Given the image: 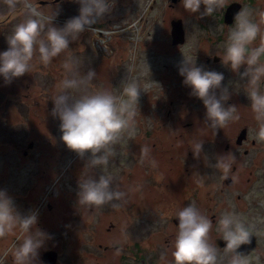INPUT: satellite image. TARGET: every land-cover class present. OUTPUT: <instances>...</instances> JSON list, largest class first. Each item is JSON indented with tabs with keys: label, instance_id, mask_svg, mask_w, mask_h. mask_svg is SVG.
Here are the masks:
<instances>
[{
	"label": "rangeland",
	"instance_id": "obj_1",
	"mask_svg": "<svg viewBox=\"0 0 264 264\" xmlns=\"http://www.w3.org/2000/svg\"><path fill=\"white\" fill-rule=\"evenodd\" d=\"M110 1L114 3L107 10L108 15H103V25L115 29L112 36L95 32L91 24L76 39L69 40L68 48L76 59L77 72L83 74L91 68L95 73L87 91L109 88L118 94L128 78H135L140 84L134 122L122 131L110 163L103 169L87 168L93 178L98 171L110 175L126 194L123 202L118 207H113L111 201L88 207L78 203L77 181L85 171L88 152L78 155L64 145L59 138V119L50 111L55 86L64 74L61 60L68 50L53 57L46 66L33 61L29 72L7 83L0 80V170L12 171L7 175L3 172L10 180L6 179L0 188L21 213L35 210L36 222H42L46 233L44 239L62 238L65 252L71 248L76 252L80 240L110 241L124 247L127 234L131 233L128 226L137 225L149 213L142 203L151 197L145 194L142 200L136 198L140 179L141 188L147 192L157 187L146 183L148 174L158 177L155 191L164 187L165 174L172 185L176 182L183 186L184 177H189L188 184L195 186L196 195L188 194L187 202H193L209 218L217 219L222 210H232L256 228L264 240V181L249 187L239 184L226 188L224 178L230 176L231 167L225 173L214 164L217 156L229 153L227 145L235 146L234 140L242 128H246L250 138L256 137L255 121L238 73L220 62L204 61L222 50L224 32L229 27L221 21L222 12L231 0H220V7L207 15L201 14L203 4L195 12H188L181 0H108V5ZM257 2L258 9L264 8L260 0ZM174 18H180L188 32L183 49L169 48L170 20ZM219 33L221 37L217 39ZM182 55H191L196 64L223 73L220 87H227L228 99L222 103L237 105V119L214 128L209 126L201 100L189 94V87L177 72ZM214 91L219 95L220 88ZM155 117H159V124L154 122ZM192 137L202 141L197 155L188 145ZM28 141H32L30 148L26 146ZM258 141L263 155L259 169L264 170V140ZM151 142L156 143L158 154L150 152L148 146L145 156L142 148ZM25 147L31 155L29 160L22 159L21 149ZM243 154L241 149L232 153L234 160H243ZM136 158L142 160L141 164ZM153 159L155 166L150 162ZM241 173L244 180L246 174ZM197 179L201 182L197 183ZM240 186L244 189L241 200L230 198L231 193L235 196L242 192ZM176 191L182 194L189 189ZM46 203L50 205L46 207Z\"/></svg>",
	"mask_w": 264,
	"mask_h": 264
},
{
	"label": "clouds",
	"instance_id": "obj_2",
	"mask_svg": "<svg viewBox=\"0 0 264 264\" xmlns=\"http://www.w3.org/2000/svg\"><path fill=\"white\" fill-rule=\"evenodd\" d=\"M77 2V14L67 18L62 26L50 23L52 14L44 17L31 12L14 25L6 38L7 47L0 50V80L7 83L13 77L29 72L33 61L46 66L53 57L68 50L61 60L64 74L55 86L50 111L59 119V138L64 145L78 155H83L85 150L88 152L85 171L77 181L78 203L88 207L111 201L113 207H118L126 196L125 192L110 175L98 171L93 178L87 174V168L108 166L122 131L134 122L136 98L141 87L135 78H128L118 94L109 88L86 90L95 73L91 68L83 74L75 70L76 59L68 44L108 10V0ZM181 4L188 12H195L203 4L201 14L207 15L220 7V0H181ZM45 19L47 23H44ZM215 55L222 65L238 73L255 121L254 135L264 140V8L253 13L244 6L237 11L225 33L222 50ZM182 57L177 72L182 76V83L189 87V94L201 100L209 126L214 128L237 119V105L224 106L222 103L228 99L227 87H220L223 73L196 64L191 55ZM217 88H220L219 95L214 91ZM201 144V138L190 139L188 145L193 155L201 152ZM142 152H148L147 145L143 146ZM233 160V155L226 153L217 156L214 164L227 173ZM150 162L155 166L154 159ZM200 182L197 179V183ZM174 216L171 264H217V246L208 239L212 225L210 218L193 202L177 208ZM36 220L35 210L21 213L12 198L0 188V237L17 234L10 252L12 264H32L36 250L46 236L43 230L34 227ZM215 223L218 237L224 241L222 248L230 251L226 264H248L247 256L234 250L248 241L252 226L232 210H222Z\"/></svg>",
	"mask_w": 264,
	"mask_h": 264
},
{
	"label": "flooded vegetation",
	"instance_id": "obj_3",
	"mask_svg": "<svg viewBox=\"0 0 264 264\" xmlns=\"http://www.w3.org/2000/svg\"><path fill=\"white\" fill-rule=\"evenodd\" d=\"M232 2H238L240 4L239 10L244 6H247L252 11L254 10L256 12L259 8L257 5V0H231L225 5V8ZM113 3L114 2L110 1L108 9L112 8ZM261 3L264 4V1ZM171 5L172 4L169 6ZM255 6H257V9H253ZM78 7L79 4L77 0H0V50H3L7 47L6 38L13 29L14 25L22 21L26 15L30 14V12L40 13L44 17L52 14L50 23L53 25L57 24L59 27L63 25L66 18L71 17L70 15L73 16L76 14V9H78ZM103 15H108V12L106 11L100 17H98L93 23L92 27L99 29L111 28L105 27V25H103ZM44 23H47L46 19L44 20ZM232 23L233 21L230 24ZM230 24L224 25L230 26ZM183 29V44H175L173 46L171 44V47H169L170 49L178 50L187 46L186 39H188V32L187 30L185 31V28ZM168 35H170V31ZM220 37L221 33L217 35V39ZM197 54L198 53H195V55ZM211 60H213L215 63H218L219 57L214 54L210 58H204L206 64L213 62ZM242 68L243 65H241V70ZM169 103L170 105H173L174 101L170 100ZM154 122L159 124V117H155ZM3 124L5 125V123ZM29 142L32 141H28L27 144ZM234 143L235 146L227 145L226 150L232 154L234 151L241 149L245 158L243 160L236 159L232 161L230 176L227 175L230 181L228 185H225L226 188L231 189L237 187L239 184L249 187L251 185L263 183L264 170L259 169L261 167L260 163L263 155L260 153L258 138H250L247 135L246 130V137L240 142V144L236 143V138ZM146 145L150 147V152H152L154 155L158 154L157 152L159 149L154 147L156 145L155 142H151L150 144ZM252 149L257 151L254 152ZM21 154L24 156V158L21 157L22 159L27 158L29 160L31 158V155L29 154V151L26 149V147L21 149ZM140 157L143 158V155ZM18 159L20 160V158ZM141 161L142 160L138 159L136 162L141 164ZM241 171L246 174L244 180L240 176L242 174ZM3 172L6 171L0 170V185L4 183L6 179H9L7 176L5 178V174ZM169 172H171V169ZM9 173H12V171H7L6 175ZM151 176H154L156 180H154ZM183 180L184 183H186L183 186L179 185L178 183L176 184V182L175 185H172L171 181L165 174V180L163 183L164 187L158 191H155V188L159 187L158 177L153 174H148L146 183L151 186H157L154 189L149 188L150 190L148 191L150 192H147L145 188H141L143 185L142 179L138 181L140 185L138 186L136 198H140L142 200L145 197V194H147V197H151L146 201L143 200L142 203L149 213L147 214V217L141 218V222L137 225L128 226V229L131 233L127 234L128 241L124 247L121 243H112L110 241L89 242L80 240L76 252H74L72 248L70 251L65 252L66 250L64 247L66 244L62 238L50 240L43 239V243L36 250V256L33 258L32 264H45L42 259V255L48 251L53 252L49 264H171L170 250L172 246V240L175 235L174 225L176 224L174 213L177 208L189 203L187 202L189 201L188 194L190 196L196 195L195 186H189L190 184H188L190 181L189 177H184ZM177 188L182 190V192L183 189H189V191L188 193L181 192L182 194H180L176 191ZM240 189L242 191L241 193H237L235 196L231 193L230 198L234 197L233 199L236 201L241 200L243 196L242 194H244V189L243 187ZM171 190L173 191L171 192ZM193 198L197 199V196ZM180 200L182 201L180 202ZM47 203L46 207L50 205ZM210 220L212 221V225L209 229L208 239L210 242L213 241L217 246V264H226V260L230 255V251H226L222 248L224 241L218 237L219 232L214 216L210 217ZM35 225L37 227L39 226V229L44 231L41 221L36 222ZM248 240L249 242L247 243V250H241L240 253L247 256L248 264H264V240L256 228L252 227V233L250 234ZM16 241V233H9L3 237H0V264H12L10 252L14 242ZM249 247L251 248L248 249Z\"/></svg>",
	"mask_w": 264,
	"mask_h": 264
},
{
	"label": "water",
	"instance_id": "obj_4",
	"mask_svg": "<svg viewBox=\"0 0 264 264\" xmlns=\"http://www.w3.org/2000/svg\"><path fill=\"white\" fill-rule=\"evenodd\" d=\"M171 3L176 2V0H170ZM240 4L238 2H232L230 3L224 10L223 15H222V22L225 24H230L233 19L235 13L239 10ZM170 38H171V44H182L184 42V29L182 25V20L180 18L178 19H171L170 20ZM246 137V128H242L239 134L236 137V143L240 144V142ZM32 146V142H29L27 144V148H30ZM229 177L226 176L224 178V183L225 185L229 184ZM241 243L238 245V247L235 249V251L241 252V250H247V243ZM249 247L248 249H250ZM53 252L48 251L45 252L42 256V259L45 264H49L51 260V255Z\"/></svg>",
	"mask_w": 264,
	"mask_h": 264
},
{
	"label": "built area",
	"instance_id": "obj_5",
	"mask_svg": "<svg viewBox=\"0 0 264 264\" xmlns=\"http://www.w3.org/2000/svg\"><path fill=\"white\" fill-rule=\"evenodd\" d=\"M93 30L95 32H101L102 34H106V35H108L110 37V36H112V33L114 32L115 29L113 27H111V28H104V29H99V28L93 27Z\"/></svg>",
	"mask_w": 264,
	"mask_h": 264
},
{
	"label": "trees",
	"instance_id": "obj_6",
	"mask_svg": "<svg viewBox=\"0 0 264 264\" xmlns=\"http://www.w3.org/2000/svg\"><path fill=\"white\" fill-rule=\"evenodd\" d=\"M99 25H100V23H99Z\"/></svg>",
	"mask_w": 264,
	"mask_h": 264
}]
</instances>
